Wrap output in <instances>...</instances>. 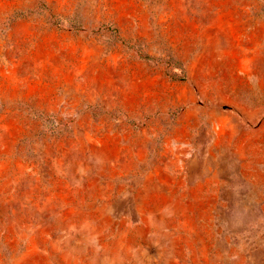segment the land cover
Instances as JSON below:
<instances>
[{
	"label": "rangeland",
	"instance_id": "rangeland-1",
	"mask_svg": "<svg viewBox=\"0 0 264 264\" xmlns=\"http://www.w3.org/2000/svg\"><path fill=\"white\" fill-rule=\"evenodd\" d=\"M0 264H264V0H0Z\"/></svg>",
	"mask_w": 264,
	"mask_h": 264
}]
</instances>
